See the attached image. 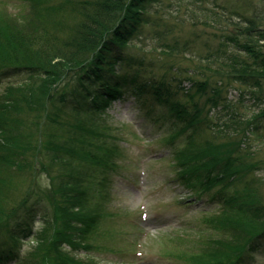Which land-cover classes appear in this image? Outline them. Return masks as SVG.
Here are the masks:
<instances>
[{
  "label": "trees",
  "instance_id": "1",
  "mask_svg": "<svg viewBox=\"0 0 264 264\" xmlns=\"http://www.w3.org/2000/svg\"><path fill=\"white\" fill-rule=\"evenodd\" d=\"M205 1L26 0L14 14L0 7V82L29 74L0 95V264H97L77 252L95 249L90 241L107 215L110 175L125 155L126 132L105 115L130 96L149 115L155 106L164 109L173 182L189 191L181 205L221 208L203 210L200 221L175 234L168 257L179 264H243L261 250L264 14L251 5L211 9ZM190 6L200 10L191 16L218 47L189 74L174 63L165 67L156 53L177 58L192 47V38L179 37L159 45L162 18ZM235 85L246 90L229 101ZM246 99L250 114L237 110ZM33 171L48 178L52 217L38 202L10 197L12 175ZM237 180L247 185L229 193ZM38 216L44 224L38 243L22 255L20 242Z\"/></svg>",
  "mask_w": 264,
  "mask_h": 264
},
{
  "label": "rangeland",
  "instance_id": "2",
  "mask_svg": "<svg viewBox=\"0 0 264 264\" xmlns=\"http://www.w3.org/2000/svg\"><path fill=\"white\" fill-rule=\"evenodd\" d=\"M25 1L0 0V7L14 14L26 8ZM216 3L238 9L251 5L250 11L254 6L258 13L264 14V0L205 1V5L211 9L217 8ZM185 5L192 4L185 3ZM189 9L184 7L177 13L174 12L173 15L162 18V26L159 28L162 31L159 45L163 47V42L179 37L180 41L192 38L194 41L192 47L177 58L175 56L168 58L160 52L156 55L163 57L162 62L165 67L174 63L180 67L182 73L185 71L190 74L197 65L208 60L211 51L218 47V42L212 40L208 27L197 24L198 19L195 20L191 16V10H197V8L190 6ZM197 11L200 12V10ZM181 22H184V26L179 24ZM192 23H196L195 26H191ZM166 26L172 28L164 35L163 31H166ZM161 66L164 70L165 67ZM184 77L186 75L182 78ZM28 78L29 74L25 72L3 78L0 82V95L8 86L20 84ZM184 84L187 86L189 83L184 80ZM245 90V87L235 85L227 99L236 101L239 94ZM246 101V107L237 105V110L250 114L254 107L250 105L248 99ZM201 102L205 103V99L203 98ZM209 108L208 106L206 110ZM154 110L149 115L150 110L145 106L141 107L135 97L130 96L125 101L114 103L107 111L105 117L108 121L105 122L126 132L125 141H120L124 146L125 155L116 159L119 168L117 172H112L110 175L112 194L107 198L109 201L105 206L107 215L102 226L95 234L93 233L90 241L95 245V249H81L77 252L78 257L91 258L97 264H179L167 254L168 251L175 250L176 245H172L176 239L175 234L182 232V229L189 226L190 222L200 221L204 216L203 210H209L210 213H217L221 210L216 204L187 203L181 205L179 200L189 201V198L186 200L189 191L184 185L173 182L172 150L165 136L169 131V123L163 121L161 114L164 113V109L155 106ZM90 168L88 166L87 170ZM257 175L264 177V171ZM100 176L102 177L101 172ZM12 177L14 187L10 197L14 203L20 202L23 198H27L28 205L31 201L38 202L37 207H42L41 213L47 212L52 217L53 207L48 199L47 176L39 171H33L24 172L15 177L12 175ZM246 185L244 180H237L227 188V191L236 193L242 191ZM36 221H39V224L29 236L35 241L37 234L44 228L42 218L38 216ZM29 237L20 242L22 255L36 245L29 243L25 246ZM86 253L91 254L87 256ZM251 255L252 258H247L243 264H264V244L261 250Z\"/></svg>",
  "mask_w": 264,
  "mask_h": 264
},
{
  "label": "clouds",
  "instance_id": "3",
  "mask_svg": "<svg viewBox=\"0 0 264 264\" xmlns=\"http://www.w3.org/2000/svg\"><path fill=\"white\" fill-rule=\"evenodd\" d=\"M37 224H39V221H34V231H35V226H36ZM29 243H31V244H36V243H38V242L35 241L33 237H29L28 241L25 242V246H27V244H29ZM21 254H23V250H22V253H21Z\"/></svg>",
  "mask_w": 264,
  "mask_h": 264
}]
</instances>
